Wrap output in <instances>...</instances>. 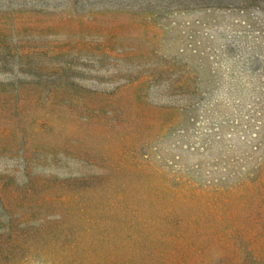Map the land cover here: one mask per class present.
<instances>
[{
  "label": "rangeland",
  "instance_id": "1",
  "mask_svg": "<svg viewBox=\"0 0 264 264\" xmlns=\"http://www.w3.org/2000/svg\"><path fill=\"white\" fill-rule=\"evenodd\" d=\"M0 264H264V0H0Z\"/></svg>",
  "mask_w": 264,
  "mask_h": 264
}]
</instances>
